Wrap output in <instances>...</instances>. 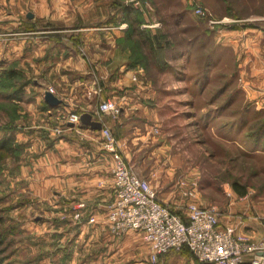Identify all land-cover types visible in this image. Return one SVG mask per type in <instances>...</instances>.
<instances>
[{
    "label": "rangeland",
    "instance_id": "374dc122",
    "mask_svg": "<svg viewBox=\"0 0 264 264\" xmlns=\"http://www.w3.org/2000/svg\"><path fill=\"white\" fill-rule=\"evenodd\" d=\"M219 1L217 2L220 4L214 5V9L222 13L225 7L224 3ZM208 2L213 0H0V137L3 136L5 126L12 134L24 125L34 126V123L31 124L34 108L37 109L33 102L36 92L34 81L41 83L40 86L53 88L49 84L51 80L49 81L48 77V63L46 61L42 63L40 60L42 55H37L35 49L33 50L39 36L45 37L48 34L73 36L75 32L88 31L95 27H102V30H110L112 27L114 30V24L119 27L121 25L119 22H125L126 18L129 21L139 19L143 23L146 20H156L160 24L158 30L169 33L172 40L177 41L180 37L185 39L190 33L192 35L190 31L195 30L190 26L192 19L188 12L202 19L198 23L199 30L203 31L201 28H206L207 18L199 16L195 8L201 6L211 16L213 7H209ZM237 2L232 1L233 4ZM125 6L135 10L128 17L124 14ZM233 9L239 15L246 11L244 7L236 6ZM28 13L32 14L34 24L44 29L31 26ZM118 14L120 17H117ZM179 15H187L183 19L182 27L175 23ZM66 18H70L69 22L63 21ZM213 18H226L230 22L233 20L224 16ZM18 19L22 21V27L17 23ZM126 24L127 31L122 44L131 47L130 60L137 61L140 74L151 79L160 96L159 103H149L146 111L139 114L141 120L135 119L134 123L138 126L135 135L132 133L134 129L128 131L121 126L112 132L116 140L129 138V149L133 150V154L128 159V164L139 176L150 182L158 198L174 211H181L180 197L183 192L194 189L195 199L199 204L213 206L220 213L226 212L222 215V221L244 222L251 219L263 227L262 230L245 227L243 234L246 241L255 242L263 238L264 104L256 107L254 103H245L237 88L238 82L232 79L225 94H235L233 104L222 118L204 124L208 117L201 115L199 117L198 114L213 108L220 101L208 103L210 90L205 91L204 95L195 96L193 103L185 101L191 98L181 93L183 88L180 81L184 77L186 84H190L192 77H201L205 68V49L198 47L192 54L181 56L179 53L175 54L177 51L168 49L166 62L158 65L149 43L143 41V36L139 35L137 29ZM189 27V30H185ZM18 31L21 35H18ZM183 32L186 35H181ZM19 36L25 40L24 51L30 48L28 53L24 51L20 55L10 53L14 51L11 48L8 54H4L7 47L20 43ZM105 50L104 48V52ZM11 70L13 74H7ZM137 74L132 75L134 80H138ZM216 74H214L216 81L222 79ZM219 82H223V79ZM22 84L25 85L22 87L20 99L11 100L5 97V93L13 92ZM246 106H249L246 126L239 131L234 130V127L228 129L225 123L235 119ZM257 110L260 112L256 115L254 112ZM119 112L115 115L110 114L117 116ZM131 116H135L134 113H130L128 117ZM123 121L132 128L131 119ZM132 136L139 138L131 143ZM19 144L15 156L8 155L9 157L3 159L0 164V260H2L0 264H101L100 260L96 259L95 247L84 248L82 237L73 244V247L66 245L67 237L70 236L71 242L78 238L79 232L75 230L78 229L79 223L73 219V213L50 214L47 200L32 197L27 190L13 192L12 187L15 184L11 182L12 180H7L6 185L4 184L5 175H12V171L19 169L22 159L30 156L24 144L22 142ZM233 182H237L244 189L243 195L233 190ZM66 218H71L72 221H66ZM50 223L60 229L57 232L53 231L49 227ZM69 228L73 230L67 235L66 230ZM63 236L66 238L63 246L56 247L53 240ZM125 237H114L118 243L114 246L113 263L139 264L138 260L147 255V250L136 235ZM169 252L172 255L176 253L190 256L182 249ZM106 253L103 252V255ZM245 258L253 261L254 256L249 253ZM141 261L144 264L159 263V261L147 263L143 259ZM245 263L243 261V264Z\"/></svg>",
    "mask_w": 264,
    "mask_h": 264
},
{
    "label": "crops",
    "instance_id": "0c3cea01",
    "mask_svg": "<svg viewBox=\"0 0 264 264\" xmlns=\"http://www.w3.org/2000/svg\"><path fill=\"white\" fill-rule=\"evenodd\" d=\"M217 1L207 3L209 7H213L211 17L224 16L233 19L232 22L228 20L213 25L208 23L206 28H201L203 29L201 31L197 27L202 19L188 12L192 19L190 26L195 30L190 31L192 35L190 33L185 39L180 37L177 41H173L169 33L158 30L160 24L156 20L142 22L139 29L142 30L143 35L152 40L153 58L158 65L166 62L168 49L177 51L175 54L179 53L180 56L192 54L198 47L205 49V54L211 62L206 69V81L203 83L198 76H195L190 80V84H186L182 76L181 93L191 98L185 101H192L195 96L204 95L205 91L209 90L208 98L212 97L214 87L217 89L222 79V88L229 90L231 80L236 79L237 88L244 97L242 99L245 103H254L256 107H260L264 104V0H236L238 2L234 4L233 0H220L225 7L222 13L214 9V5L220 4ZM236 6L244 7L246 11L239 15L233 9ZM121 13L120 11V15ZM179 16L175 23L182 27L183 19L187 15ZM117 17H120L119 14ZM69 19L63 21L69 22ZM34 22V18L30 17L31 26L44 29ZM17 23L22 27L20 19ZM119 23H121L119 27L114 24V30L112 27L110 30L95 27L88 31L75 32L73 36L71 34L65 37L53 34L39 36L40 40L38 39L33 50L35 49L37 55H42L40 58L42 63L44 61L48 63V77L49 81L51 80L49 84L53 86L54 95L61 100V103L54 107L46 104L43 100V92L47 86H40L41 83L34 81L36 92L33 102L37 106L31 116V124L34 123V126L24 125L15 131L16 140L24 144L30 156L22 159L19 169L12 171V175L6 174L4 181L6 185L7 180H12L11 182L15 184L12 187L13 192L27 190L32 197L47 200L50 214H71L75 203H83L82 216L78 221V229L75 230L79 232L78 238L71 242L70 236L67 237V241L63 236L53 242L56 247H60L66 241V245L71 248L82 237L84 248L95 247L96 259L98 258L101 264L114 262V246L118 243V240L108 233L105 223V208L112 197L110 170L113 160L112 156L103 149L100 129H92L80 122H66L67 117L70 114L79 116L87 112L91 114L93 120L109 126L113 133L116 127L121 126L128 131L134 129L132 133L135 135L138 129L134 123L135 119L141 120L139 114L146 111L149 103L160 102V96L151 79L143 77L140 68H137L138 65L130 60L131 47L122 44L127 24L123 21ZM189 29L190 27L185 28V30ZM19 32L18 35H21ZM184 34L185 32L181 33ZM18 40L20 43L7 47L4 54H8L13 48L14 51L10 53L15 52L14 54L20 55L24 51L25 40L22 36H19ZM29 49L24 53H28ZM104 57L107 60L104 61ZM108 73H110L109 77ZM136 73L138 80L132 77ZM214 74L222 79L216 81ZM227 97L228 94L222 91L218 95V100L225 101ZM106 98L117 100L120 111L117 116H112L109 112L101 114L97 112L98 104ZM130 113H134L135 116L128 117ZM127 118L131 119L132 128L123 121ZM132 138L131 143L139 137L132 136ZM128 141H130L128 137L117 139L127 163L133 154V150L129 149ZM225 213H220V223L234 225L236 231L244 232L245 227L253 230L263 229L256 220L251 219L244 222L222 221V215ZM91 215L94 221H88ZM66 221L72 220L66 218ZM49 227L56 232L60 229L54 224ZM71 230L73 229H67L66 234L70 235ZM130 235H136L147 250V255L140 257L138 263L144 264L142 259L147 263L151 262V251L141 234L130 232L125 236ZM182 250L189 253L186 249ZM103 252L106 255H103ZM249 259L245 258V264L252 262ZM158 261V264L201 263L191 255L181 256L176 253L172 255L170 252L159 255L155 262Z\"/></svg>",
    "mask_w": 264,
    "mask_h": 264
},
{
    "label": "built area",
    "instance_id": "2783aa9c",
    "mask_svg": "<svg viewBox=\"0 0 264 264\" xmlns=\"http://www.w3.org/2000/svg\"><path fill=\"white\" fill-rule=\"evenodd\" d=\"M195 12L207 18L210 25L228 22L226 18L209 16L201 6ZM45 90L54 93L51 86ZM119 104L111 99L102 100L98 113H118ZM79 116L70 114L66 122L78 123ZM103 149L112 156V197L105 208L108 233L115 237L130 232L140 233L151 251V262L171 250L186 249L192 258L204 264H242L247 254H252L254 264H264V237L248 242L231 224L222 225L220 211L204 206L195 199V190L188 189L181 198V211H174L161 201L150 182L139 176L125 160L109 126L101 124ZM83 203L72 208L73 219L79 221ZM88 221H94L91 215Z\"/></svg>",
    "mask_w": 264,
    "mask_h": 264
},
{
    "label": "trees",
    "instance_id": "16d2710c",
    "mask_svg": "<svg viewBox=\"0 0 264 264\" xmlns=\"http://www.w3.org/2000/svg\"><path fill=\"white\" fill-rule=\"evenodd\" d=\"M132 8L131 7H128V6H125L124 8V14H125V17H128L129 14L135 10H131ZM124 21L126 23H128V25L130 27H132L133 29H137L138 30V33L139 35H142L143 37V41L145 42H148L150 47L152 46V40L149 38V37H146L145 35H143L142 33V30L139 29V26L140 24L142 23L139 19H132V20H127L126 18H124ZM206 56V61L204 62V67L203 68V71L201 73V77L198 76V79L205 83L206 81V75H207V71L206 69L208 68V66H210V60L208 58L207 55ZM133 62V61H132ZM137 61L133 62L134 64H136ZM16 73V72H15ZM7 74L9 75H12L13 74V70L7 72ZM16 75V74H15ZM18 76V75H16ZM231 83V82H230ZM222 82L221 84L219 85V87L217 89H214V92H213V95L212 97H209L208 98V103L209 104H212L213 102H217L220 103L219 104H216L213 108H210L209 110L203 112V113H199V115L201 116H204V117H208L206 121H204V124H208V122H210L211 120L213 119H218V118H222L224 115H225V112L227 110H229V107L231 106V104H233L232 102L234 101V96L235 94L233 93V95H230L228 94L229 97H227L225 99V101H222V100H218V95L220 93H222V91L226 92L227 89L225 87L222 88ZM25 84H22L20 85L19 88H15V90L13 92H8V93H5V97L11 99V100H17V99H20L21 97V92H22V87L24 86ZM203 89H204V86H203ZM237 91V90H235ZM234 91V92H235ZM195 98V97H194ZM194 100L192 101H189L190 103H193ZM249 108V106H246L242 112H240V114L233 120H231L230 122L228 123H225L226 126H228V129L231 130V128H235L234 130H240L242 129L243 127L246 126L247 124V109ZM260 111H255L254 113H256V115L259 113ZM231 113V111L229 112ZM193 115V114H192ZM254 115V116H256ZM253 116V117H254ZM200 117V116H199ZM249 117V116H248ZM251 118V117H250ZM18 147H20V144L19 142L16 140L15 138V134H12L11 133V130L8 129L6 126L5 128L3 129V136L0 137V164L1 162L3 161V159H6L8 158L9 156L8 155H11V154H16V151L18 149ZM13 157V156H12ZM232 188L233 190L238 193L239 195H243L244 194V189L237 183V182H233L232 183ZM0 263H2V260H0ZM243 264V263H242Z\"/></svg>",
    "mask_w": 264,
    "mask_h": 264
},
{
    "label": "water",
    "instance_id": "95a60500",
    "mask_svg": "<svg viewBox=\"0 0 264 264\" xmlns=\"http://www.w3.org/2000/svg\"><path fill=\"white\" fill-rule=\"evenodd\" d=\"M32 14L28 13L27 16L31 17ZM43 100L46 104L51 107L57 106L61 103V100L53 93L45 90L43 92ZM79 122L84 126H89L92 129H100L101 123L99 121L93 120L91 114L83 112L79 114Z\"/></svg>",
    "mask_w": 264,
    "mask_h": 264
}]
</instances>
